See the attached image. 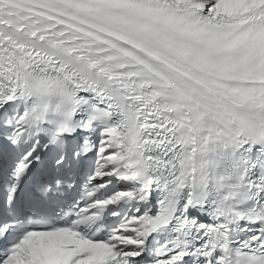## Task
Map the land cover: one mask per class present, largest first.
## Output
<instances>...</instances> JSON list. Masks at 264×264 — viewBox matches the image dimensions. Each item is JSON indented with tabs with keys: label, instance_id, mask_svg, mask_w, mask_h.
<instances>
[{
	"label": "snow or ice",
	"instance_id": "6c2138e0",
	"mask_svg": "<svg viewBox=\"0 0 264 264\" xmlns=\"http://www.w3.org/2000/svg\"><path fill=\"white\" fill-rule=\"evenodd\" d=\"M0 192V264H264V0H0Z\"/></svg>",
	"mask_w": 264,
	"mask_h": 264
}]
</instances>
